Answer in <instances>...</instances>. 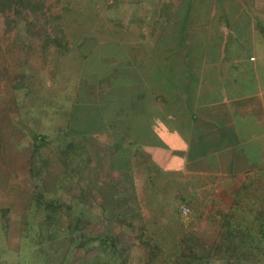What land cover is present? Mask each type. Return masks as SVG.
I'll use <instances>...</instances> for the list:
<instances>
[{"label":"rangeland","instance_id":"obj_1","mask_svg":"<svg viewBox=\"0 0 264 264\" xmlns=\"http://www.w3.org/2000/svg\"><path fill=\"white\" fill-rule=\"evenodd\" d=\"M20 1L0 0V264H264V185L206 211L204 193L162 175H89V129L103 125L71 118L78 40L120 23L125 1Z\"/></svg>","mask_w":264,"mask_h":264},{"label":"crops","instance_id":"obj_2","mask_svg":"<svg viewBox=\"0 0 264 264\" xmlns=\"http://www.w3.org/2000/svg\"><path fill=\"white\" fill-rule=\"evenodd\" d=\"M124 1L120 23L78 40L88 46L71 118L103 125L89 129V175H162L175 192L204 193L206 211L230 208L264 185V1Z\"/></svg>","mask_w":264,"mask_h":264},{"label":"built area","instance_id":"obj_3","mask_svg":"<svg viewBox=\"0 0 264 264\" xmlns=\"http://www.w3.org/2000/svg\"><path fill=\"white\" fill-rule=\"evenodd\" d=\"M181 212H182L183 215H186L189 212V208L184 206V207L181 208Z\"/></svg>","mask_w":264,"mask_h":264},{"label":"trees","instance_id":"obj_4","mask_svg":"<svg viewBox=\"0 0 264 264\" xmlns=\"http://www.w3.org/2000/svg\"><path fill=\"white\" fill-rule=\"evenodd\" d=\"M24 2H25V0H21V1H20V3H24ZM36 140H38V139L36 138ZM36 140H35V141H36ZM260 238H261V237H260Z\"/></svg>","mask_w":264,"mask_h":264}]
</instances>
